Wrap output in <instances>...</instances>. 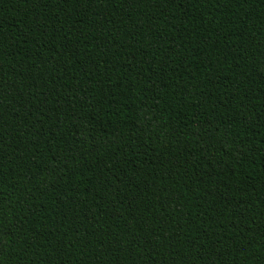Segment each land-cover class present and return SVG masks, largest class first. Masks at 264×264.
Listing matches in <instances>:
<instances>
[{
	"label": "trees",
	"instance_id": "trees-1",
	"mask_svg": "<svg viewBox=\"0 0 264 264\" xmlns=\"http://www.w3.org/2000/svg\"><path fill=\"white\" fill-rule=\"evenodd\" d=\"M0 264H264V0H0Z\"/></svg>",
	"mask_w": 264,
	"mask_h": 264
}]
</instances>
